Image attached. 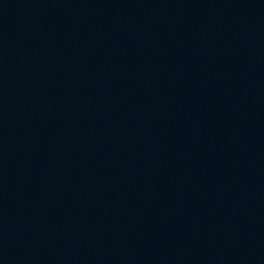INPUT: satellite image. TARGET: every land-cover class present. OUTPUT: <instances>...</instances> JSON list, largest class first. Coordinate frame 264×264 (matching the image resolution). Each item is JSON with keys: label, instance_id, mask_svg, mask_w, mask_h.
Instances as JSON below:
<instances>
[{"label": "water", "instance_id": "obj_1", "mask_svg": "<svg viewBox=\"0 0 264 264\" xmlns=\"http://www.w3.org/2000/svg\"><path fill=\"white\" fill-rule=\"evenodd\" d=\"M0 264H264V0H0Z\"/></svg>", "mask_w": 264, "mask_h": 264}]
</instances>
